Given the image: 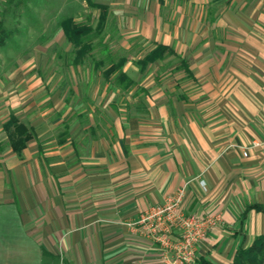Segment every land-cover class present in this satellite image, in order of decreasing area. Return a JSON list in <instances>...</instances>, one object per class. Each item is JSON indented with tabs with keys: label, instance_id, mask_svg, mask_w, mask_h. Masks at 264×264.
Here are the masks:
<instances>
[{
	"label": "crops",
	"instance_id": "0c3cea01",
	"mask_svg": "<svg viewBox=\"0 0 264 264\" xmlns=\"http://www.w3.org/2000/svg\"><path fill=\"white\" fill-rule=\"evenodd\" d=\"M140 1L147 6L143 19H131L132 31L155 46H172L186 24L172 32L159 5ZM188 1L205 8L221 3L216 25L238 32L264 60V34L253 32H264V0ZM207 60L202 74L221 69ZM129 89L130 116L118 108L111 124L102 115L83 121L82 131L67 122L59 138L39 126L36 113H15L35 132L21 154L2 123L0 264H59L60 254L66 264H167L159 244L130 224L183 186L186 213L220 216L193 264H229L264 233V212L250 208L264 205V146L249 148L264 141V88Z\"/></svg>",
	"mask_w": 264,
	"mask_h": 264
},
{
	"label": "rangeland",
	"instance_id": "374dc122",
	"mask_svg": "<svg viewBox=\"0 0 264 264\" xmlns=\"http://www.w3.org/2000/svg\"><path fill=\"white\" fill-rule=\"evenodd\" d=\"M19 1L0 0V21L4 18L12 31L0 48V126L11 113L27 118L36 113L39 126L48 127L59 138L66 132L67 122L76 123L82 131L83 121L88 125L102 115L106 119L101 117V121L107 125L116 113L130 116L134 94L120 83L121 71L110 77L105 73L122 58H127L123 70L133 80L130 88H176V94L184 92L177 88H264V60L258 48L238 32L216 25L223 15L221 3L205 8L188 0H147L149 8L160 6L170 31L181 22L186 26L179 28L178 39H172L171 47L177 54L142 70L138 62L155 43L141 39L131 27L133 16L143 19L147 5L141 6L140 0H128L124 6L121 0ZM91 1L109 6L108 20L101 32L92 35L91 54L76 64L75 49L60 20L68 17L97 27L101 10ZM249 22L254 23V17ZM260 31L253 32L264 34ZM180 40L187 44L179 45ZM217 55H223L224 61L220 62ZM184 59L197 75L187 71ZM207 59L218 62L221 69L202 74L199 68ZM228 66L232 69L225 72ZM173 92L169 91L171 95ZM65 262L60 254L59 264ZM53 263L49 260L43 264Z\"/></svg>",
	"mask_w": 264,
	"mask_h": 264
},
{
	"label": "trees",
	"instance_id": "16d2710c",
	"mask_svg": "<svg viewBox=\"0 0 264 264\" xmlns=\"http://www.w3.org/2000/svg\"><path fill=\"white\" fill-rule=\"evenodd\" d=\"M27 3V0L19 1ZM92 6L100 8V18L97 27H93L89 24H81L74 21L72 18L64 17L60 20V25L64 34L66 35L69 42L75 49L74 62L81 64L85 58L91 54L94 49L90 39L93 34L99 33L103 30L108 20L109 6L107 4L90 2ZM11 29L5 26V19L0 21V48L7 43V39L11 36ZM176 51L171 46L165 44H157L151 49L142 59L139 60L141 69L145 70L150 64L160 60L166 59L169 55H176ZM127 63V58H122L118 62L112 64L106 70V75L110 77L117 71H121L119 75V81L124 85L126 89H129L133 85V80L130 79L128 74L123 70V67ZM183 65L187 68L188 72H191L188 68L186 61L183 60ZM3 128L8 135L10 145L12 149L21 154L22 151L27 147L28 142L34 137V128L28 126L22 122L15 113H11L9 119L4 123ZM250 208H256L259 211L264 212L263 204H254ZM198 264H212L211 262L200 259ZM229 264H264V233L258 235L252 242L251 245L241 247L233 261Z\"/></svg>",
	"mask_w": 264,
	"mask_h": 264
},
{
	"label": "built area",
	"instance_id": "2783aa9c",
	"mask_svg": "<svg viewBox=\"0 0 264 264\" xmlns=\"http://www.w3.org/2000/svg\"><path fill=\"white\" fill-rule=\"evenodd\" d=\"M264 146V141L253 140L249 148ZM247 155V152L244 151ZM187 187L179 188L161 204L145 210L130 224L158 243L167 264H193L197 247L208 228L215 225L219 215H196L185 211Z\"/></svg>",
	"mask_w": 264,
	"mask_h": 264
}]
</instances>
